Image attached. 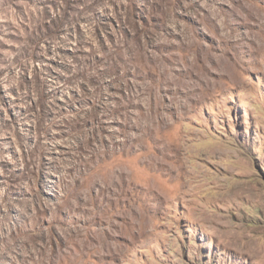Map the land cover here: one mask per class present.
<instances>
[{"label":"rangeland","instance_id":"rangeland-1","mask_svg":"<svg viewBox=\"0 0 264 264\" xmlns=\"http://www.w3.org/2000/svg\"><path fill=\"white\" fill-rule=\"evenodd\" d=\"M0 264H264V0H0Z\"/></svg>","mask_w":264,"mask_h":264}]
</instances>
